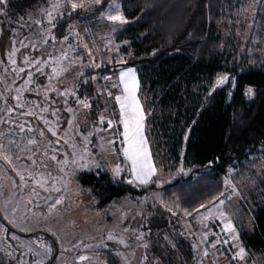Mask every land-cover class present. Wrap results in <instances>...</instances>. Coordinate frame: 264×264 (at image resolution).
<instances>
[{
    "label": "rangeland",
    "instance_id": "374dc122",
    "mask_svg": "<svg viewBox=\"0 0 264 264\" xmlns=\"http://www.w3.org/2000/svg\"><path fill=\"white\" fill-rule=\"evenodd\" d=\"M101 1L74 0L83 7L72 10L67 0H60L63 6L55 9L57 0H0V80L17 104L24 106L26 102V113L42 112L46 118H36L34 127L38 130L44 125L54 138L48 154L53 173L46 165L36 167L35 163L36 158H45L50 148H20L8 137L0 140V154L13 168L22 170L18 178L0 169V264H164L177 247V239L190 244L192 264H264V256L248 253L240 238L241 228L254 229L253 213L263 204L264 158L245 175L229 168L221 196L184 211L176 200H165L163 192L167 183L187 176L190 170L158 142L149 141L145 117L144 136L156 174L146 184L134 179L130 162L123 155L126 145L120 134V105L115 99L123 94L120 73L129 68H112L103 77L102 86L97 81L104 64L123 61L116 36L126 23L107 18L124 16L122 0H109L102 13L90 11ZM259 1L238 0L229 18L218 27L232 64L240 63L247 51L253 54L249 39ZM79 9L81 21L63 39L56 40L53 30L60 18ZM135 71L137 95L144 108L146 93L140 72ZM89 73L98 84L95 103L80 96ZM222 78L227 79L220 83ZM228 78L224 74L209 81L208 93L221 88ZM36 97L43 102L37 103ZM108 97L114 99L119 118ZM100 105L106 108L96 114L94 109ZM5 111H10L9 107ZM29 142L35 143V139ZM117 166L122 169L119 175L114 171ZM88 173L107 175L112 182L131 186L137 193L100 206L98 196L81 183V177ZM34 186L52 196L44 208L35 206V198L44 194ZM228 223L234 231L225 230Z\"/></svg>",
    "mask_w": 264,
    "mask_h": 264
},
{
    "label": "trees",
    "instance_id": "16d2710c",
    "mask_svg": "<svg viewBox=\"0 0 264 264\" xmlns=\"http://www.w3.org/2000/svg\"><path fill=\"white\" fill-rule=\"evenodd\" d=\"M237 1L122 0L127 23L116 40L122 45L123 61L104 64L97 73L102 86L103 77L112 68L140 72L149 141L158 142L190 170L187 176L167 183L163 192L165 200H176L184 211L221 196L229 168L245 175L264 158V0L259 1L249 39L253 54L247 51L240 63L232 64L218 27L229 18ZM108 6L109 0H102L90 11L102 13ZM80 15L79 9L61 17L53 30L54 38L63 39L81 21ZM7 21L9 24L10 19ZM224 74L229 77L227 83L208 93L206 84ZM88 75L80 96L95 103L98 84L92 73ZM249 88L253 90L251 97ZM108 100L117 116L114 99ZM105 108L100 105L94 110L98 114ZM81 183L98 196L100 206L137 193L131 186L112 182L107 175L88 173L81 177ZM253 216L254 229L241 228L240 238L248 253L264 256V198ZM193 260L190 244L177 239V247L164 264H192Z\"/></svg>",
    "mask_w": 264,
    "mask_h": 264
},
{
    "label": "snow or ice",
    "instance_id": "6c2138e0",
    "mask_svg": "<svg viewBox=\"0 0 264 264\" xmlns=\"http://www.w3.org/2000/svg\"><path fill=\"white\" fill-rule=\"evenodd\" d=\"M72 10L78 7H83L82 4H77L74 0H67ZM100 0H97L99 3ZM60 0H57L53 4V8L62 7ZM51 16V13H49ZM114 23L124 24L127 20L122 14L109 15L107 17ZM56 72V69H53ZM227 78H222L220 83H223ZM120 81L123 85V94L115 97L116 101L120 105V123L123 125V131L120 133L123 136V142L126 145L123 148V155L130 162V171L133 173L134 179L139 181L141 184H146L151 180V177L156 174V169L151 160V153L147 146V140L144 136V119L145 115L141 106L140 100L138 99L139 81L136 75L135 69L129 68L120 73ZM249 97L253 95V90L249 88L247 90ZM111 95V94H109ZM84 107H89L84 101H80ZM103 122V118H101ZM109 125L112 124L111 120L107 122ZM116 175H119L122 169L117 166L114 169ZM132 181L130 180L129 183ZM225 230L234 231L231 223L226 224ZM235 238V237H234ZM111 239V237H109ZM244 249H240L242 254ZM81 260L88 259L87 257H81Z\"/></svg>",
    "mask_w": 264,
    "mask_h": 264
},
{
    "label": "flooded vegetation",
    "instance_id": "af4514ba",
    "mask_svg": "<svg viewBox=\"0 0 264 264\" xmlns=\"http://www.w3.org/2000/svg\"><path fill=\"white\" fill-rule=\"evenodd\" d=\"M4 83L0 80V140L4 138H10L12 141L16 143V145L20 148H26L27 146L39 145V146H46L50 148V146H54V138L53 134L50 133L44 125H41L40 128L35 129V124L38 123L36 118H46L42 116V112H34V113H26V102L24 106L17 104L13 98L6 90H4ZM34 99V97H33ZM37 103H42V99L40 97H36ZM4 102H6L7 106L5 108ZM9 107L10 111H5ZM41 113V114H40ZM31 139H35V143H30ZM48 153L44 155L45 158L42 159H35L36 167H44L46 165L49 171L53 173V162L52 158L48 155L49 150L47 149ZM60 156V155H59ZM21 165V164H20ZM0 169L4 171H8L13 177L16 176L21 178L19 173H22V170L18 168V170L14 167L10 160L5 159L0 154ZM20 170V171H19ZM23 176V174H22ZM38 192L44 194L43 198H35V206L39 208H44L47 206V200L51 201L52 197L48 191L44 190L39 186H34Z\"/></svg>",
    "mask_w": 264,
    "mask_h": 264
},
{
    "label": "water",
    "instance_id": "95a60500",
    "mask_svg": "<svg viewBox=\"0 0 264 264\" xmlns=\"http://www.w3.org/2000/svg\"><path fill=\"white\" fill-rule=\"evenodd\" d=\"M50 202V200H47V203H49Z\"/></svg>",
    "mask_w": 264,
    "mask_h": 264
}]
</instances>
